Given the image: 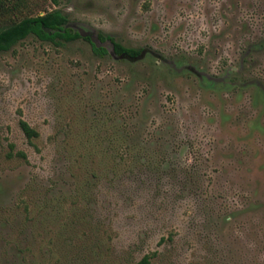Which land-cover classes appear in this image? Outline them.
<instances>
[{
	"label": "rangeland",
	"instance_id": "1",
	"mask_svg": "<svg viewBox=\"0 0 264 264\" xmlns=\"http://www.w3.org/2000/svg\"><path fill=\"white\" fill-rule=\"evenodd\" d=\"M34 4L108 54L0 52V264H264V0Z\"/></svg>",
	"mask_w": 264,
	"mask_h": 264
},
{
	"label": "trees",
	"instance_id": "2",
	"mask_svg": "<svg viewBox=\"0 0 264 264\" xmlns=\"http://www.w3.org/2000/svg\"><path fill=\"white\" fill-rule=\"evenodd\" d=\"M34 2L35 0H0V52H7L32 36L55 46L82 40L90 45L93 54L97 56L108 54L105 48L96 46L89 38H81L79 33L68 28L67 18L61 11L53 10L42 15H32L30 10L35 5ZM100 39L103 40V37ZM111 43L116 56L136 58L141 53L140 50L126 48L113 40ZM19 126L28 140L38 137V133L25 121L21 120ZM10 148L14 147L11 145ZM17 155L25 159V154L18 152ZM137 264H150V257H143Z\"/></svg>",
	"mask_w": 264,
	"mask_h": 264
},
{
	"label": "flooded vegetation",
	"instance_id": "3",
	"mask_svg": "<svg viewBox=\"0 0 264 264\" xmlns=\"http://www.w3.org/2000/svg\"><path fill=\"white\" fill-rule=\"evenodd\" d=\"M64 15V14H63ZM65 16V15H64ZM66 17V16H65ZM78 33V32H77ZM80 34V33H79ZM81 35V34H80ZM102 35H99V39H100V37H101ZM103 37V40H101L100 39V41L101 42H105V41H107V40H109L110 42H111V40H113L115 43H117L113 38H110V37H104V36H102ZM81 38H83V39H85V38H89V37H85V36H82L81 35ZM90 39V38H89ZM91 40V39H90ZM92 41V40H91ZM94 43V42H93ZM111 45H112V43H111ZM96 46H98V45H96ZM98 47H103V46H98ZM103 48H105V47H103ZM112 48H113V46H112ZM106 49V48H105ZM107 50V49H106ZM108 52V51H107ZM141 54V53H140ZM140 56V55H139ZM138 56V57H139ZM125 57H127V56H125ZM130 58V57H129ZM137 58V57H136ZM132 59H135V58H132Z\"/></svg>",
	"mask_w": 264,
	"mask_h": 264
},
{
	"label": "water",
	"instance_id": "4",
	"mask_svg": "<svg viewBox=\"0 0 264 264\" xmlns=\"http://www.w3.org/2000/svg\"><path fill=\"white\" fill-rule=\"evenodd\" d=\"M93 42V41H92ZM97 45V44H96ZM112 53L114 54V51H113V48H112ZM115 55V54H114ZM119 57H122V56H119Z\"/></svg>",
	"mask_w": 264,
	"mask_h": 264
}]
</instances>
